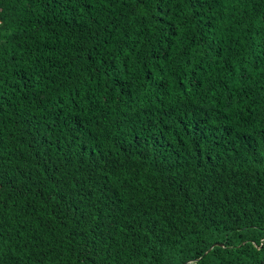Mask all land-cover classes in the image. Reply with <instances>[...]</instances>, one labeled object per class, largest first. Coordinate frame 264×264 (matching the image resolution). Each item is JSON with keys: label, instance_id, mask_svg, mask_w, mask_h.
<instances>
[{"label": "trees", "instance_id": "trees-1", "mask_svg": "<svg viewBox=\"0 0 264 264\" xmlns=\"http://www.w3.org/2000/svg\"><path fill=\"white\" fill-rule=\"evenodd\" d=\"M0 264H264V0H0Z\"/></svg>", "mask_w": 264, "mask_h": 264}, {"label": "water", "instance_id": "water-1", "mask_svg": "<svg viewBox=\"0 0 264 264\" xmlns=\"http://www.w3.org/2000/svg\"><path fill=\"white\" fill-rule=\"evenodd\" d=\"M218 244H220V243H218ZM210 247H211V246H210ZM205 252H207V250H206V251H204V253H205Z\"/></svg>", "mask_w": 264, "mask_h": 264}]
</instances>
